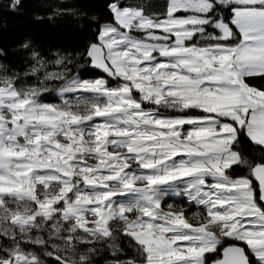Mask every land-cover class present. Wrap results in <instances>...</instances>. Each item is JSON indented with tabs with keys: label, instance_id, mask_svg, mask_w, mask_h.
Masks as SVG:
<instances>
[{
	"label": "snow or ice",
	"instance_id": "snow-or-ice-1",
	"mask_svg": "<svg viewBox=\"0 0 264 264\" xmlns=\"http://www.w3.org/2000/svg\"><path fill=\"white\" fill-rule=\"evenodd\" d=\"M105 8L58 4L94 39L0 63V264H264V0Z\"/></svg>",
	"mask_w": 264,
	"mask_h": 264
},
{
	"label": "trees",
	"instance_id": "trees-1",
	"mask_svg": "<svg viewBox=\"0 0 264 264\" xmlns=\"http://www.w3.org/2000/svg\"><path fill=\"white\" fill-rule=\"evenodd\" d=\"M127 2L131 5H142L148 12L162 13L166 0H127ZM12 3L13 0H0V49L6 53L5 56L0 57V63L7 64L12 70L20 73L26 71L29 66V62L25 59L27 54L19 48L25 40H30L45 50L49 48L74 50L81 47L87 40L94 39L93 29L97 27V24L90 22L87 18L64 16L50 22L47 15L58 4L60 7H72L86 12L89 16L95 14L99 16V22L109 18L105 8L106 0H67L63 4H60V0H21L15 9L12 8ZM38 16L44 19H37ZM80 76L82 79L101 77L90 67L81 69ZM27 83H34V79L28 77ZM113 84L116 83H111ZM253 84L264 87V79L254 78ZM42 99L44 102L54 104L58 100V95L47 93ZM221 250L222 248L210 254L209 264L221 257ZM100 264H103V259Z\"/></svg>",
	"mask_w": 264,
	"mask_h": 264
},
{
	"label": "rangeland",
	"instance_id": "rangeland-1",
	"mask_svg": "<svg viewBox=\"0 0 264 264\" xmlns=\"http://www.w3.org/2000/svg\"><path fill=\"white\" fill-rule=\"evenodd\" d=\"M111 83H117V82H110V84ZM115 84H113V86H114ZM56 103H60V99H59V97H58V100H57V102ZM56 103H54V104H56ZM173 199H175V202L176 203H179V204H184L185 203V201L183 200V199H181V198H168V200L166 201V203H170V202H173ZM202 210V209H201ZM195 211H197V208L194 206V205H192V206H188V208H187V213H188V215L190 216L191 215V213H193V212H195ZM193 223H195V219H193ZM223 250V249H222ZM221 250V251H222ZM219 258V257H218ZM217 258V259H218ZM220 259V258H219Z\"/></svg>",
	"mask_w": 264,
	"mask_h": 264
},
{
	"label": "water",
	"instance_id": "water-1",
	"mask_svg": "<svg viewBox=\"0 0 264 264\" xmlns=\"http://www.w3.org/2000/svg\"><path fill=\"white\" fill-rule=\"evenodd\" d=\"M90 69H91L93 72L97 73L99 76H104V75H105V74L99 72V71L96 70V69H93V68H91V67H90ZM110 82H117V81H111V80H110ZM254 183H256V182L254 181ZM223 258H224V257H223V250H222V251H221V257H220V259H218V260H222Z\"/></svg>",
	"mask_w": 264,
	"mask_h": 264
}]
</instances>
